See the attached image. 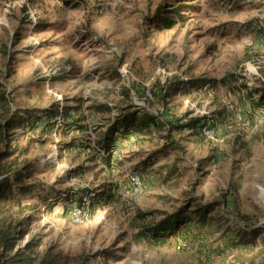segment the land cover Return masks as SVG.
Instances as JSON below:
<instances>
[{"label":"rangeland","instance_id":"1","mask_svg":"<svg viewBox=\"0 0 264 264\" xmlns=\"http://www.w3.org/2000/svg\"><path fill=\"white\" fill-rule=\"evenodd\" d=\"M263 84L264 0H0L2 163L31 173L20 245L76 264H264ZM129 106L160 128L106 146ZM206 116L214 137L165 122ZM184 205H210L206 224L145 232Z\"/></svg>","mask_w":264,"mask_h":264},{"label":"trees","instance_id":"2","mask_svg":"<svg viewBox=\"0 0 264 264\" xmlns=\"http://www.w3.org/2000/svg\"><path fill=\"white\" fill-rule=\"evenodd\" d=\"M166 21L167 26L174 24V20L170 17L166 18ZM191 83L196 86L197 80ZM186 84L181 86L183 88L190 86V81ZM262 86V88L256 90V93L260 94L259 99L255 101L256 104L264 103V84ZM250 96L253 97L254 93L252 92ZM3 97L6 99L5 95ZM165 122L169 126L168 132H172L175 128L191 127L193 129L201 128L203 133V129L206 126H215L214 123H209V117L207 116L188 119L181 125H177L175 121L168 119ZM8 126L7 121L0 122V130H5ZM154 127L160 128V121L156 115L141 107L129 106L123 110L117 120L108 129L107 136L109 138L106 146H111L114 135L119 130H123L124 133L134 130L152 133ZM167 137L170 138L172 146L179 148V145L176 143L177 141L171 134ZM8 152L7 150H0V264H76L61 252H54L51 249L40 252L36 238H30L25 246L20 245V241L24 239L29 231L28 227L32 215L28 212L30 205L22 203L14 188L18 187L19 194L26 192L28 186L24 184V181L31 173L30 171L27 172L26 168L28 166L26 164L19 168V164L14 161L2 163L4 158L8 156ZM189 210L190 205H184L175 213L169 214L158 223L147 227L145 232L157 238L166 232L167 234L179 233L183 226L189 229V224L192 221L204 225L208 220V213L212 211V208L210 205H205L196 208L191 213ZM183 241L190 246L188 236H185Z\"/></svg>","mask_w":264,"mask_h":264},{"label":"built area","instance_id":"3","mask_svg":"<svg viewBox=\"0 0 264 264\" xmlns=\"http://www.w3.org/2000/svg\"><path fill=\"white\" fill-rule=\"evenodd\" d=\"M204 133L205 135L209 136V137H214L215 136V131H214V128H212L211 126H206L204 128ZM130 178V181L131 183L138 189V188H141L142 185H143V182H142V179L141 177L139 176V174L137 173H134V174H131L129 176ZM188 245L185 241L183 240H180L179 241V244H178V247L179 248H186Z\"/></svg>","mask_w":264,"mask_h":264},{"label":"bare ground","instance_id":"4","mask_svg":"<svg viewBox=\"0 0 264 264\" xmlns=\"http://www.w3.org/2000/svg\"><path fill=\"white\" fill-rule=\"evenodd\" d=\"M263 199H264V194L262 195Z\"/></svg>","mask_w":264,"mask_h":264}]
</instances>
